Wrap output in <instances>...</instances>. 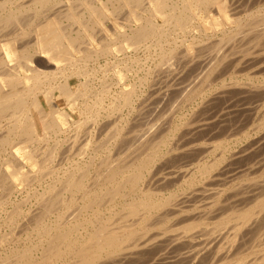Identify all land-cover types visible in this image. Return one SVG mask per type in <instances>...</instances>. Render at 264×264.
<instances>
[{"label":"bare ground","instance_id":"1","mask_svg":"<svg viewBox=\"0 0 264 264\" xmlns=\"http://www.w3.org/2000/svg\"><path fill=\"white\" fill-rule=\"evenodd\" d=\"M71 1L0 0V264H264V176L252 178L264 158L232 176L252 181L232 188L241 190L230 202L223 187L191 188L196 166L164 174L190 127L181 136V124L146 122L154 105L148 113L144 90L150 83L152 93L167 88L157 100L179 92L184 101L216 73L223 88L264 98L263 79H223L231 48L243 54L234 66L264 70L261 0ZM124 145L135 156L116 160ZM57 154L60 167L65 154L82 160L59 168ZM99 154L109 155L97 163ZM217 160L198 170L206 180ZM177 185L187 187L165 195Z\"/></svg>","mask_w":264,"mask_h":264},{"label":"rangeland","instance_id":"2","mask_svg":"<svg viewBox=\"0 0 264 264\" xmlns=\"http://www.w3.org/2000/svg\"><path fill=\"white\" fill-rule=\"evenodd\" d=\"M66 2L68 3V4H71L72 3V1L70 0V1H68V0H66ZM264 8V0H261L260 1V3L257 5V7H256V9H259V8ZM160 22L162 23V19H160ZM226 26L227 27H229V28H233L232 27V25L231 24H229L228 22H227V24H226ZM237 50H235L234 52H233V50H232V48L231 49H228L227 50V53L229 52H231L230 53V55L228 54H226V52H225V56H226V58H225V60L223 61V62H225V63H223V64H225V65H228V67H229V73H227V74H225L223 77H225V78H223V79H225V81H226V83L228 84V83H231L232 81H237L238 80V82H241V83H245V82H248V81H250L249 79V76L250 77H253V81H258V79L259 80H264V70L262 71V73L261 72H259V73H261V74H258L257 72H258V70H260V69H263V67H261V68H259L258 69V67H251L250 65H252V64H249L248 66L249 67H247V68H243L242 69V66H240V65H238V62L236 63V66H234L235 65V58H237V59H239V57H242V53L240 52V50H241V48H236ZM238 49H240L239 50V52H238ZM238 52V53H237ZM237 53V54H236ZM143 54L144 53H142L141 54V56L142 57H144L143 56ZM228 56H230V57H228ZM254 58V57H253ZM227 59V60H226ZM230 59V60H229ZM234 61H233V60ZM229 61H230V63L232 64V62H233V69L231 68L232 67V65L230 64L229 65ZM264 62V61H263ZM102 64H103V62H102ZM151 66L153 65V62H151V64H150ZM237 66H239V67H237ZM244 66H247V65H244ZM263 66H264V63H263ZM241 67V68H240ZM236 68V69H235ZM238 68V69H237ZM239 68L241 69V70H243L242 72H241V70H239ZM232 72H231V71ZM239 70V72H237ZM245 70V71H244ZM257 72H256V71ZM118 71V70H117ZM117 71H116V69L113 71V72H115L116 74H117ZM234 71H235V73H234ZM256 72L257 74H255L254 72ZM236 72L238 73V74H236ZM249 72H251V73H249ZM254 73V74H253ZM144 75V72H142V74L140 73L139 74V76H143ZM216 75V73L215 74H213V75H211V77L209 78V79H205L203 82H202V86H203V84L205 85V86H203L202 88H201V85L199 86L200 87V89H201V95H200V89H198V93H196V96L195 95H192V94H190L189 96L191 97H188L187 99H185L184 101H182L180 98H182L181 97V95L179 96V92H178V94L177 93H175L174 95L176 96V94H177V96H178V98H177V96H176V98H175V96L174 95H172L173 97H174V99H173V97L171 96V98H169L168 100H166V101H162V99H163V97L164 96H162V95H164V91H166V89L167 88H160L161 90H159L158 92H157V90H156V92L154 93V95H153V93H152V89L150 88V89H148L149 88V86H150V83H148L146 86V88L147 89H144L145 90V92L148 94L147 95V100L148 101H146V109H147V112L148 113H150V110H151V106H153V108H152V110H151V113L152 114H148V117L147 118H149L150 120H147V118H145L146 120H144V121H146V122H148V121H150L151 123H154V124H157V123H159V124H162V123H164L163 125H166V129H168V127H170L171 125H173L174 123H176V124H174L173 126H177V125H179V124H181V125H179V126H181V128L179 129V134L181 135H184L185 133H186V131L189 129L188 127H190V129H191V131H190V129H189V131L186 133L187 135V137L190 135L191 136V134L190 133H193L192 134V136L190 137L189 136V139H187V137L185 136V140H183V142H181V144H184V146L186 145V144H188V145H186L184 148L186 149V150H184V149H181V150H184V151H187V152H189V153H187V152H185L184 153V151H178V154L176 155V154H169V155H167L166 156V158L168 159L169 158V163L167 164L168 166H164V167H161L162 168V170H161V168H160V170L162 171V172H164V174L165 173H167L168 171H175V170H179V169H183V170H188V171H190V170H192L193 168H194V166H196L197 167V169H196V167L193 169V171H191L190 173H191V176L192 177H194V176H196V177H198V179L196 180V184H194L191 188L193 189H203V188H205V186H207V187H210V188H216V190L218 189V187L219 188H222V189H224V191H225V193H223L224 194V196H223V199H225V201L224 202H226V200L228 201V202H230V198H232V196L234 195V194H237V193H239L240 192V190L241 189H239V191H232L231 189L233 188V190H234V188H236V189H238V188H241L240 186H243V185H245V184H247L248 182H250V181H252L251 179L252 178H258V177H261V176H264V173L262 174V172L264 171V167H262L261 169L262 170H260L259 172H258V174H254L253 176H252V178H250L249 177V175H246L245 177H242V176H244L243 174H245V172H246V170H245V168H246V164L247 165H252V163H250V162H253V164H254V161H256V162H258V161H260L261 159H263L264 158V156H262V155H264L263 153H264V98H263V100L261 101L260 99H262V98H260L259 99V97L260 96H256V97H258V99L257 98H255V92H247L246 94H244L243 92H242V89L239 87V86H235L236 88H230L231 89V91H230V89L227 87V88H223L222 87V78H220V79H215V76ZM257 75V76H256ZM138 76V77H139ZM262 76V77H261ZM117 77H118V75H117ZM214 78V79H213ZM236 78V79H235ZM134 79V78H133ZM132 79V81H130V83L129 84H133L135 81H137L136 79H138V78H136V79H134L133 80ZM212 79V81L210 82V80ZM255 79V80H254ZM257 79V80H256ZM213 80H215V81H213ZM216 80H218V81H216ZM229 80V81H228ZM219 81H221V82H219ZM210 82V83H209ZM214 82H216L217 83V85H216V83H214ZM205 83H208V85L209 86H207V84H205ZM214 84V86H213V84ZM129 84H127L126 85V87L128 88V87H130L131 85H129ZM211 85V86H210ZM221 85V86H220ZM73 86L75 87L76 86V83L75 84H73ZM208 87V88H207ZM238 87H239V89H238ZM204 88V89H203ZM225 89V90H224ZM227 89H229V90H227ZM147 90V91H146ZM203 90V91H202ZM207 90V91H206ZM233 90H235V91H233ZM239 91V92H237V91ZM151 92V95L149 94L150 92ZM161 91L163 92L162 93V95H161ZM225 91V92H224ZM228 93H227V92ZM230 91V92H229ZM149 92V93H148ZM160 92V93H159ZM224 92V93H223ZM204 93V94H203ZM206 93V94H205ZM226 93V94H225ZM243 95H242V94ZM158 94V95H157ZM199 94V95H198ZM228 94V95H227ZM232 94V95H231ZM239 94V95H238ZM150 95V96H149ZM217 95H218V97H217ZM250 95V96H249ZM254 95V96H253ZM257 95V94H256ZM157 96L158 97H160V98H162L160 101L159 100H157L158 98H157ZM162 96V97H161ZM214 96V97H213ZM223 96H224V98H223ZM240 96V97H239ZM252 96V97H251ZM150 97V98H149ZM152 97H154L153 99H152ZM156 97V98H155ZM213 97V98H212ZM229 97V98H228ZM194 98V99H193ZM209 98V99H208ZM212 98V99H211ZM217 98V99H216ZM254 98V99H253ZM171 99V100H170ZM191 99V100H190ZM211 99V100H210ZM237 99V100H236ZM243 101H242V100ZM253 99V100H252ZM256 99V100H255ZM155 100H157V101H155ZM172 100H174V101H172ZM178 100H180L179 102H177ZM228 100V101H227ZM255 100V101H254ZM259 100L261 101V102H259ZM152 101V102H151ZM159 101V102H158ZM206 101V102H205ZM209 103H208V102ZM216 101V103H214ZM227 101V102H226ZM231 101V102H230ZM239 101V102H238ZM242 101V102H241ZM258 101V102H257ZM158 102V103H157ZM163 102V103H162ZM167 102H169L168 104H167ZM174 102H175V104H174ZM212 102H213V104H212ZM228 102H230V103H228ZM154 103V104H153ZM179 103V104H178ZM204 105H203V104ZM208 103V104H207ZM228 103V104H227ZM233 103V104H232ZM244 103V104H243ZM251 103H253V104H251ZM237 104V105H236ZM249 104H250V106H249ZM159 105V106H158ZM179 105V106H178ZM206 105V106H205ZM210 105V106H209ZM215 105V106H214ZM238 105H240V106H238ZM243 105V106H242ZM254 105V106H253ZM258 105V106H257ZM262 105V106H261ZM161 106H162V108H161ZM168 106V107H167ZM171 106V107H170ZM177 108H176V107ZM183 106V107H182ZM223 106V107H222ZM233 106V107H232ZM245 106H247V107H245ZM254 108H253V107ZM257 106V107H256ZM164 107L166 108V110L164 109ZM208 107V108H207ZM169 108V109H168ZM173 108V110H174V113H173V115L174 116H172V114L170 113V112H172V109ZM178 109L177 111H176V109ZM231 108V109H230ZM234 108H236V109H234ZM239 108V109H238ZM242 108V109H241ZM214 109V111H212ZM241 109V110H240ZM203 110V111H202ZM206 110V111H205ZM210 110H211V112H210ZM228 110V111H227ZM245 110H248V111H245ZM252 110V111H251ZM253 110H256V111H253ZM235 111V112H234ZM161 114H160V113ZM193 112V113H192ZM199 112V113H198ZM202 112V113H201ZM206 113V114H204V113ZM231 112V113H230ZM238 112H239V114H238ZM248 112V113H247ZM171 115H170V114ZM208 113V114H207ZM217 113V114H216ZM226 113V114H225ZM228 113V114H227ZM229 113L231 114V115H229ZM237 113V114H236ZM242 113V114H241ZM253 113H254V115H253ZM156 114V115H155ZM169 115V117H167L168 115ZM193 114V115H192ZM201 114V116H199ZM204 116H203V115ZM214 114V115H213ZM252 114V115H251ZM150 115V116H149ZM152 115H154V116H152ZM164 115V116H163ZM167 115V116H166ZM192 115V116H191ZM195 115L197 116V117H195ZM213 115V116H212ZM236 115V116H235ZM166 116V117H165ZM180 116V117H179ZM185 116V117H184ZM199 116V117H198ZM209 116V117H208ZM211 116V117H210ZM231 116H232V119H231ZM240 118H239V117ZM241 116H242V118H241ZM152 119H151V118ZM162 117V118H161ZM183 117V118H182ZM233 117H234V119H233ZM237 117H238V120H237ZM75 118L76 119H79V116L78 115H76L75 114ZM171 119V120H169V119ZM196 118V119H195ZM203 118V119H202ZM211 118V119H210ZM230 118V119H229ZM259 118V119H258ZM158 119V120H157ZM163 119V120H162ZM165 119H168L167 121L165 120ZM180 119V120H179ZM192 119H195L194 120V123L193 122H191L190 120H192ZM208 119V120H207ZM221 119V120H220ZM183 120H184V123H183ZM199 120V121H198ZM201 120V121H200ZM218 120V121H217ZM220 120V121H219ZM224 120V121H223ZM236 120V121H235ZM250 120V121H249ZM170 121V123H168ZM180 121V122H179ZM189 121V122H188ZM198 121V122H197ZM256 121V122H255ZM146 122H144V124L146 123ZM167 122V123H166ZM191 122V123H190ZM195 122H197L196 124H195ZM223 122V123H222ZM226 122V123H225ZM228 122V123H227ZM232 122V123H231ZM237 122H238V124H237ZM247 122V123H246ZM260 122H262V123H260ZM183 123V124H182ZM187 125H189V126H187ZM204 123V124H203ZM208 123H209V125H208ZM218 123V124H217ZM249 123V124H248ZM254 123V124H253ZM171 124V125H170ZM201 124H202V126H201ZM257 124V125H256ZM261 124V125H260ZM184 125H186L185 127H184ZM196 125V126H195ZM197 125H200V126H197ZM221 125V126H220ZM230 125H234L233 127L232 126H230ZM238 125V126H237ZM245 125L246 126H248V128L246 127L245 128ZM260 125V126H259ZM194 126V127H193ZM215 126V127H214ZM252 126V127H251ZM254 126H256V127H254ZM184 127V128H183ZM197 127V128H196ZM200 127V128H199ZM216 127H218V128H216ZM228 127H229V129H228ZM251 127V128H250ZM260 127V128H259ZM254 128H256V130H254ZM194 131H193V130ZM196 129V130H195ZM201 131H200V130ZM214 129V130H213ZM242 129V130H241ZM260 129V130H259ZM186 130V131H185ZM198 130V131H197ZM206 130H208V132L206 131ZM217 130V131H216ZM224 130V132H222ZM241 130V131H240ZM185 131V132H184ZM205 131V132H204ZM246 133H245V132ZM182 132V133H181ZM184 132V133H183ZM221 132V133H220ZM235 132V133H234ZM241 132V133H240ZM244 132V133H243ZM255 132V133H254ZM196 133V134H195ZM207 135H206V134ZM217 133H218V135H217ZM232 133V134H231ZM179 134L177 135V137H179ZM200 134V135H199ZM228 134V135H227ZM231 134V135H230ZM248 134V135H247ZM181 135V136H182ZM193 135L195 136V135H198V136H195L194 138L195 139H197L196 140V142H195V139L193 138ZM206 135V136H205ZM213 135V136H212ZM180 136V138L182 139V137ZM207 136H209V137H207ZM217 136L219 137V138H217ZM132 137V136H131ZM130 137V138H131ZM210 137L212 138V139H210ZM243 137V138H242ZM262 137V138H261ZM129 138V139H130ZM190 138L191 139H194V140H190ZM201 138V139H200ZM128 139V140H129ZM178 139V138H177ZM176 139V140H177ZM210 139V140H209ZM222 139V140H221ZM239 139V140H238ZM186 140H188L189 142L187 143L186 142ZM204 140V141H203ZM206 140V141H205ZM192 141H193V143H192ZM219 141H223V142H225V143H227L228 141V143L227 144H225V145H227L228 146V150H224L223 148V150L221 149V147H220V142ZM173 142H175L174 140H173ZM215 142V143H214ZM218 142V143H217ZM223 142H221L222 144H223ZM254 142H255V144H254ZM258 142V143H257ZM197 143V144H196ZM253 143V144H252ZM178 144H179V142H178ZM202 144V145H201ZM252 144V145H251ZM260 144V145H259ZM129 145V144H128ZM191 145H193V146H191ZM197 145V146H196ZM219 145V146H218ZM254 145V146H253ZM190 146L191 147H193V148H190ZM199 146V147H198ZM201 146V147H200ZM213 147L214 148V146H215V148L213 149H211V147ZM218 146V147H217ZM245 146H246V148H245ZM252 146V147H251ZM257 146V147H256ZM263 146V147H262ZM202 147H204V148H202ZM261 147V148H260ZM245 148V149H244ZM248 148V149H247ZM256 148V149H255ZM119 150V151H118ZM117 151H115L114 153H115V155H113L112 154V156L114 157V156H117V157H114L116 160H117V158L119 157L120 158V156L121 157H125V156H123V155H126V157H128V156H130V157H132L133 155L132 154H128L127 155V145L125 146H123V149L121 148V149H118ZM196 150H199V151H201L200 153H199V151H196ZM242 150V151H241ZM256 150H260V151H256ZM125 151V152H124ZM194 151V152H193ZM210 151H211V153H210ZM232 151V152H231ZM120 152H122L121 154H120ZM197 152V153H196ZM207 152V153H206ZM253 152V153H252ZM260 153V154H258L257 155V153ZM119 155H117V154ZM199 153V154H198ZM179 154H181V155H179ZM256 154V156H254ZM8 154H4V157H6ZM64 155V154H63ZM66 155V157L67 158H65L64 159V157H63V160H65V161H62V163L63 164H65V165H61V167L62 166H68L69 165V160L71 161V162H75V161H80V160H82V156H81V154H65ZM64 155V156H65ZM76 155V156H75ZM101 155V156H100ZM108 156L109 154H105V156ZM111 155V154H110ZM173 155H174V157H173ZM179 155V156H178ZM186 155V156H185ZM207 155V156H206ZM253 155V156H252ZM69 156V157H68ZM78 156V157H77ZM81 156V157H80ZM105 156H104V154H99L98 155V157H99V159H97V163L99 162V161H103V160H100V159H105ZM135 156V155H134ZM133 156V157H134ZM188 156V157H187ZM193 156V157H192ZM223 158H222V157ZM247 156V157H246ZM262 156V157H261ZM76 159H75V158ZM97 157V158H98ZM101 157V158H100ZM104 157V158H103ZM183 157V158H182ZM72 158H74L73 160H72ZM87 158V157H86ZM177 158V160H175ZM181 158H182V160H181ZM189 158V159H188ZM190 158H192V159H190ZM202 158V159H201ZM216 158V159H215ZM220 158H221V161H220V165L218 166V172H217V169H215L214 171H213V173L212 174H215L216 176H217V178H219V179H217L216 178V176L214 175L213 177H211L210 179L208 178L207 180H206V177H204V176H201L202 174H200V173H202L201 171H198L200 168H202L201 166L202 165H204L205 163L207 164V161H209L208 162V164H210V163H212L211 161H216L217 159L218 160H220ZM66 159H67V161H66ZM114 159V160H115ZM170 159H171V161H170ZM197 160V161H195V160ZM215 159V160H214ZM228 159V160H227ZM251 159V160H250ZM61 160H62V154H57V156H56V159H54V161L53 162H51V164L52 165H55L56 163H58V164H56V166L58 167L59 166V168H61L60 167V164H61ZM83 160H84V158H83ZM193 160V161H192ZM217 160V161H218ZM172 161H173V163H172ZM190 161H192V162H190ZM200 163H199V162ZM66 162V163H65ZM175 162V163H174ZM205 162V163H204ZM255 162V163H256ZM100 163V162H99ZM199 163V164H198ZM204 163V164H203ZM249 163V164H248ZM189 164H191V165H189ZM196 164V165H195ZM197 164H198V166H197ZM224 164V165H223ZM99 165V164H98ZM249 165V166H250ZM191 166V167H190ZM223 166V167H222ZM242 166H244V167H242ZM199 167V168H198ZM192 168V169H191ZM221 168H224V169H221ZM240 168H242V169H240ZM33 169H36V168H33ZM164 169V170H163ZM246 169H248V168H246ZM195 171V172H194ZM241 171H244L243 173L241 172ZM262 171V172H261ZM194 174H193V173ZM200 172V173H199ZM216 172V173H215ZM236 172L239 174L240 172V174H242V176H241V178L240 179H238L239 177H232L233 175L234 176H236V175H238V174H236ZM217 173H218V175L220 174L221 176H218L217 175ZM193 174V175H192ZM200 174V175H199ZM236 174V175H235ZM259 175V176H258ZM199 176H201V177H199ZM248 176V177H247ZM205 178V179H204ZM216 178V179H215ZM200 179V180H199ZM225 179H227V180H225ZM232 179H234V180H232ZM199 180V181H198ZM213 181V183H212V181ZM239 180V181H238ZM242 180H246L245 181V183L242 181ZM249 180V181H248ZM46 181H47V183L48 182H50V177L48 176V177H46L45 178V180L43 181V184H41V183H38V182H36V184H34V187L35 188H40V189H42V186L43 185H46ZM218 181L220 182V183H222L223 181H224V183L225 184H223L222 186H221V184L219 185V183H218ZM242 181V183H239V182H241ZM45 182V183H44ZM39 184V185H38ZM209 184H210V186H209ZM213 184V185H212ZM236 184H237V186H236ZM40 185H42V186H40ZM225 185V186H224ZM234 187H233V186ZM204 186V187H203ZM181 187H187V185L186 186H180V185H177V187L175 186V187H170L169 188V190H167V191H165L166 193H165V195H168L171 191L173 192V191H176V190H178V189H180ZM196 187V188H195ZM206 187V188H207ZM224 187H226V188H224ZM34 188V189H35ZM230 188V189H229ZM227 190H229V193H227L228 191ZM212 191V190H211ZM231 191V192H230ZM213 192H215V190L213 189ZM236 192V193H235ZM26 192H23L22 194H20V195H18V199H19V201H21V200H23V198H25L26 197ZM24 196V197H23ZM20 197V198H19ZM209 200H211V199H209ZM18 201V202H19ZM36 202H35V200L34 201H32V204H35ZM226 204V203H225ZM9 229H7V231H8ZM5 247V246H4ZM0 250L1 251H3V249H2V246L0 245ZM0 251V252H1ZM232 262V261H231ZM230 262V263H231ZM234 262V261H233ZM232 262V263H233ZM226 264H228V263H226Z\"/></svg>","mask_w":264,"mask_h":264}]
</instances>
